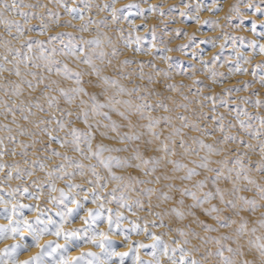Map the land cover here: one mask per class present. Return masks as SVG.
<instances>
[{
  "label": "clouds",
  "instance_id": "obj_1",
  "mask_svg": "<svg viewBox=\"0 0 264 264\" xmlns=\"http://www.w3.org/2000/svg\"><path fill=\"white\" fill-rule=\"evenodd\" d=\"M0 264H264V0H0Z\"/></svg>",
  "mask_w": 264,
  "mask_h": 264
}]
</instances>
